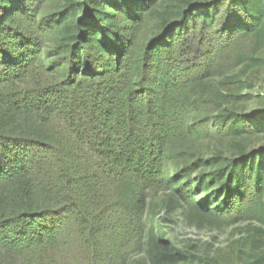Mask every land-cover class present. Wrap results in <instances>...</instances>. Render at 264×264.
<instances>
[{"label":"trees","instance_id":"1","mask_svg":"<svg viewBox=\"0 0 264 264\" xmlns=\"http://www.w3.org/2000/svg\"><path fill=\"white\" fill-rule=\"evenodd\" d=\"M261 82L264 0H0V264H264Z\"/></svg>","mask_w":264,"mask_h":264},{"label":"rangeland","instance_id":"2","mask_svg":"<svg viewBox=\"0 0 264 264\" xmlns=\"http://www.w3.org/2000/svg\"><path fill=\"white\" fill-rule=\"evenodd\" d=\"M264 84L263 82H261ZM254 105L253 103H251ZM201 143V142H200ZM198 144L197 149H192V146L189 148V153L192 151L202 150V152H206L205 149L208 144ZM250 226L249 222L242 223L238 226L224 228L222 230L219 229H199L195 228L189 224H182L176 229L175 235L178 236L180 240L192 241L199 244H206L207 242L213 244V251L220 252V250H226L229 246L230 242L234 238H240L243 233H239V230H246ZM212 241V242H211ZM203 248V246H201ZM77 250L71 251L69 256L73 255ZM82 256V253L77 252V257ZM141 254H137L135 256L128 257L124 264H138V262L142 261ZM13 264H20V261L15 259Z\"/></svg>","mask_w":264,"mask_h":264}]
</instances>
